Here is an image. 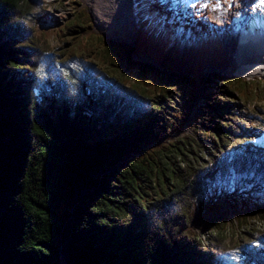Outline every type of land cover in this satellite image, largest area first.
Here are the masks:
<instances>
[{
  "label": "trees",
  "instance_id": "trees-1",
  "mask_svg": "<svg viewBox=\"0 0 264 264\" xmlns=\"http://www.w3.org/2000/svg\"><path fill=\"white\" fill-rule=\"evenodd\" d=\"M29 3L0 0V264H220L197 238L177 234L186 213L171 208L193 187L204 141L224 148L251 82L212 76L219 88L203 99L196 128L171 137L189 117L171 101L198 93L191 76L136 62L131 47L73 21L83 51H51L58 71L42 77L32 57L41 47L17 38L27 17L12 19ZM92 55L105 68L90 70ZM37 96H57V122Z\"/></svg>",
  "mask_w": 264,
  "mask_h": 264
},
{
  "label": "rangeland",
  "instance_id": "rangeland-1",
  "mask_svg": "<svg viewBox=\"0 0 264 264\" xmlns=\"http://www.w3.org/2000/svg\"><path fill=\"white\" fill-rule=\"evenodd\" d=\"M132 1L104 0L100 24L95 8H91L86 0H29V8L25 4L20 5L23 15L15 12L12 19L20 22L23 17H27L28 27L17 38L20 36L24 40L32 37L36 42L33 46L41 47L40 50H34L32 57L37 65L36 71L42 77L48 71L57 70L53 65L58 58L51 51L69 55H80L83 51L81 48H84L86 38L74 41L70 30L74 28L73 21L86 29L92 25L94 35L96 33L106 40L131 47V57L136 62L152 64L164 73L191 76L198 93L183 103L171 101L172 106H183L189 113L182 130L173 132L171 137L189 134L191 129L196 128L194 117L198 110L202 111L205 107L203 99L212 101L207 98L215 96L219 88L212 76L251 82L250 100H245L244 106L237 107L236 120L229 127V133H226L228 138H224V148L213 150L212 143L204 141L203 154L198 152L196 159H193V187L185 198L171 206V210L173 213L179 211L187 214L176 217L179 226L177 234L197 238L202 245L210 248L220 264H264V156L253 153L252 147L255 145L251 142L255 136L264 134V77L235 76L206 69L201 63L192 64L181 51L184 39L191 32L196 34L197 29L207 36L211 32L206 25L203 26L202 21L197 22L191 13L187 15L185 10V14H181L162 6L159 8L155 5L156 0H144L149 3L145 8L140 2ZM136 5L141 12L135 15L130 6L134 10ZM26 7L29 14L25 13ZM78 9L84 11L75 19ZM132 25L137 27L136 31H129ZM90 62L94 65L88 64L90 70L94 69L95 64L105 68L101 59L93 55ZM73 66L78 65L73 63ZM59 86L63 87L64 84ZM242 86L239 82L238 87ZM256 86L261 89L255 92ZM37 100L39 106L47 110L57 122L56 112L51 111L57 96L48 101L45 97L37 96Z\"/></svg>",
  "mask_w": 264,
  "mask_h": 264
},
{
  "label": "bare ground",
  "instance_id": "bare-ground-1",
  "mask_svg": "<svg viewBox=\"0 0 264 264\" xmlns=\"http://www.w3.org/2000/svg\"><path fill=\"white\" fill-rule=\"evenodd\" d=\"M134 1L140 2L143 8L149 4L144 0ZM86 2L95 8L100 24L104 0ZM217 3L220 7L214 10ZM155 5L181 14L191 13L211 32L205 36L197 29L196 34L191 32L184 39L181 51L192 64L201 63L206 69L235 76L264 77V7L258 6L259 0H156ZM136 6L134 10L130 6L135 15L140 11ZM130 28L129 31L137 30L134 25Z\"/></svg>",
  "mask_w": 264,
  "mask_h": 264
},
{
  "label": "snow or ice",
  "instance_id": "snow-or-ice-1",
  "mask_svg": "<svg viewBox=\"0 0 264 264\" xmlns=\"http://www.w3.org/2000/svg\"><path fill=\"white\" fill-rule=\"evenodd\" d=\"M194 6V5H193ZM232 6V4L229 2V8ZM259 7H264V0H259V5H258ZM219 7H220V5H219V3H217V5H216V8L214 9V10H217V9H219ZM256 10V8H253V11H255Z\"/></svg>",
  "mask_w": 264,
  "mask_h": 264
}]
</instances>
